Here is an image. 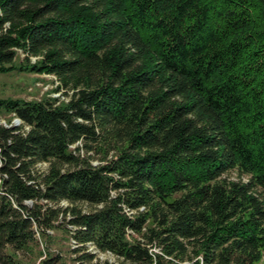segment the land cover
Segmentation results:
<instances>
[{
	"label": "trees",
	"instance_id": "1",
	"mask_svg": "<svg viewBox=\"0 0 264 264\" xmlns=\"http://www.w3.org/2000/svg\"><path fill=\"white\" fill-rule=\"evenodd\" d=\"M13 71L66 100L0 98L20 122L0 124V264H26L50 229L79 264H113L89 247L118 264L259 261L264 0H0Z\"/></svg>",
	"mask_w": 264,
	"mask_h": 264
},
{
	"label": "rangeland",
	"instance_id": "2",
	"mask_svg": "<svg viewBox=\"0 0 264 264\" xmlns=\"http://www.w3.org/2000/svg\"><path fill=\"white\" fill-rule=\"evenodd\" d=\"M22 56H19L17 62L20 61ZM35 58L31 59L34 63ZM58 86V82L52 76L48 75H37L30 73H20L13 71L8 74H0V98H11L19 99L24 101H39L43 98H56L60 101H65L64 90L55 92L54 89ZM9 120L13 125H18L15 119L11 116H0V124L6 125ZM40 170H45L46 165H41ZM230 180H237L239 176L237 173L232 172L229 175ZM244 180L245 176L242 177ZM62 208L66 207V203H61ZM83 210L87 208L83 207ZM48 236L46 239L42 237L39 231H36L35 237L37 244L33 245L31 249L22 254H18L22 261L26 264H46L43 263L45 259L54 257L57 253L60 255V260L52 262V264H79L75 260L77 254L71 250L73 248L72 240L69 238L67 233L63 229L60 230H47ZM91 252L96 253V257L100 261H108L109 263L118 264L117 258L106 252H99L94 250L93 247H89ZM255 264H264V254L261 256L259 261Z\"/></svg>",
	"mask_w": 264,
	"mask_h": 264
},
{
	"label": "built area",
	"instance_id": "3",
	"mask_svg": "<svg viewBox=\"0 0 264 264\" xmlns=\"http://www.w3.org/2000/svg\"><path fill=\"white\" fill-rule=\"evenodd\" d=\"M15 121H17V124H19L20 122L17 120V119H15Z\"/></svg>",
	"mask_w": 264,
	"mask_h": 264
}]
</instances>
